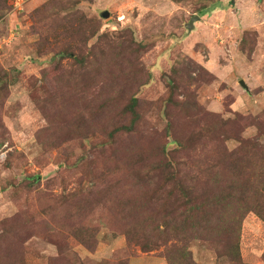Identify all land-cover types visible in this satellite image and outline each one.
I'll return each mask as SVG.
<instances>
[{
	"label": "rangeland",
	"instance_id": "rangeland-1",
	"mask_svg": "<svg viewBox=\"0 0 264 264\" xmlns=\"http://www.w3.org/2000/svg\"><path fill=\"white\" fill-rule=\"evenodd\" d=\"M2 76L0 264H185L182 248L197 264H264V220L236 201L246 182L264 215V0H0ZM179 138L181 184L239 186L211 210V240L155 246L180 200L161 150Z\"/></svg>",
	"mask_w": 264,
	"mask_h": 264
},
{
	"label": "trees",
	"instance_id": "trees-1",
	"mask_svg": "<svg viewBox=\"0 0 264 264\" xmlns=\"http://www.w3.org/2000/svg\"><path fill=\"white\" fill-rule=\"evenodd\" d=\"M98 32H96L93 35L98 36ZM7 82L4 80V77L2 76V79H0V92L3 91V86L6 85ZM0 93V94H1ZM138 104V99L133 97L131 99L130 104L126 107V111L132 114V122H136L138 118V113L136 111V107ZM133 129V125H122L121 127H118L114 129L113 131H110L107 135L109 137V140L105 143H113V139L116 134H118L121 131H125L130 133ZM104 144V143H103ZM172 145H175L176 150H179V148H182L184 146V141L179 139H173V141L168 142L167 145H165L161 150V155L163 157V162L160 164V168L162 170H165L168 173V178L171 180L176 181V188H177V194L179 195V205H175V207L170 209L171 213L165 217L162 218L161 223L157 224L154 228L152 234L155 237V240H153V243L155 246H158L161 243H167L170 241L172 236L180 238L183 237V239L187 243H192L194 241L203 240L208 241L211 240V235L216 234L215 229H209L210 222L213 218V212L212 209H215L216 207H220L223 205V203H226L228 199L234 198V192L237 190V187L239 185L237 182H233L230 185L229 190H218L215 194L206 195L198 197L196 195V191L185 187L183 184H181L178 181L177 173H173L171 171V168L174 169L172 159H170V147ZM174 147V148H175ZM253 152H258L257 147L255 145H251L249 147ZM170 150V151H169ZM169 151V152H168ZM259 165L255 164V169L253 171V175L258 179H264V149H263V155L261 159H258ZM257 173H260V175H257ZM38 179H36L37 181ZM246 181H250L252 183L253 177L251 175V172L248 173ZM243 186L249 187L251 194H249V198H245V188L241 187L240 192L238 190L236 196L239 195V198L236 199L237 203H239L241 206L245 204L247 201L253 203L255 208L247 210L255 212L257 215H259L264 220L263 210L257 209L258 206L257 203V195L256 193L260 194L258 189H255L254 187H251L248 183H243ZM256 186V185H255ZM251 187V188H250ZM248 190V189H247ZM249 191V190H248ZM233 215H230L222 224L221 229L224 231H227L228 225L230 223L235 224L239 218L237 217V213H233ZM8 223V222H7ZM162 225V226H161ZM5 226V225H4ZM7 226H5L3 233L6 232ZM14 229L10 227V234L14 230H16V234H21L23 231L19 229L18 226H13ZM239 229V226H238ZM8 231V230H7ZM151 234V235H152ZM172 235V236H171ZM171 236V237H170ZM15 237V236H14ZM145 252L151 251V249H154L151 247L148 243L144 244ZM233 249H235L236 257L240 258L239 253V246L238 244H234ZM181 258L184 259L185 264H197L193 261L191 258V255L187 248L180 249Z\"/></svg>",
	"mask_w": 264,
	"mask_h": 264
},
{
	"label": "water",
	"instance_id": "water-1",
	"mask_svg": "<svg viewBox=\"0 0 264 264\" xmlns=\"http://www.w3.org/2000/svg\"><path fill=\"white\" fill-rule=\"evenodd\" d=\"M102 16L104 17V18H106V17H108L109 16V12H104L103 14H102ZM195 19L197 20V19H199V17H195V18H193V20H192V22H191V24L190 25H192V23L195 21ZM191 27V26H190ZM241 85L243 86V87H246L245 86V83L242 81L241 82Z\"/></svg>",
	"mask_w": 264,
	"mask_h": 264
}]
</instances>
